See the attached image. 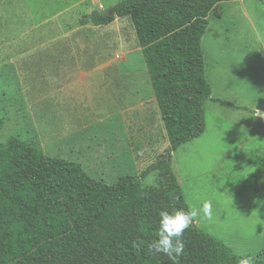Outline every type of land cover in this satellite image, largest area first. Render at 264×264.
I'll list each match as a JSON object with an SVG mask.
<instances>
[{
  "label": "rangeland",
  "instance_id": "rangeland-1",
  "mask_svg": "<svg viewBox=\"0 0 264 264\" xmlns=\"http://www.w3.org/2000/svg\"><path fill=\"white\" fill-rule=\"evenodd\" d=\"M123 1L0 0V144L17 137L41 150L45 147L44 153L77 160L92 177L108 184L124 175L139 176L159 157H167L170 147L162 125L156 123V104L149 101L154 93L130 18H117L105 27L82 24L85 16ZM203 48L212 98L231 106L206 103V134L172 153V168L195 225L254 264L251 257L264 253V199L255 195L253 179L264 164V120L250 109L264 106V0L216 6ZM60 51L80 52L84 72L111 67L114 81L107 83L98 72L84 83V92L67 91L56 103V92L41 90L40 81L45 72L50 80L59 77ZM233 69L244 72V82ZM126 106L128 130L117 119ZM86 125L92 126L88 130ZM79 128L85 129L86 138L74 141L72 132ZM111 135L115 139L110 142ZM117 150L124 155L116 154L115 161L111 157ZM160 182L153 171L143 186Z\"/></svg>",
  "mask_w": 264,
  "mask_h": 264
},
{
  "label": "trees",
  "instance_id": "trees-1",
  "mask_svg": "<svg viewBox=\"0 0 264 264\" xmlns=\"http://www.w3.org/2000/svg\"><path fill=\"white\" fill-rule=\"evenodd\" d=\"M234 1L124 0L82 19L105 27L130 18L170 150L108 184L17 137L0 144V264H250L195 225L171 163L206 132L203 38L214 8ZM153 171L162 182L144 187ZM253 179L264 199V164ZM251 260L264 264V253Z\"/></svg>",
  "mask_w": 264,
  "mask_h": 264
},
{
  "label": "crops",
  "instance_id": "crops-1",
  "mask_svg": "<svg viewBox=\"0 0 264 264\" xmlns=\"http://www.w3.org/2000/svg\"><path fill=\"white\" fill-rule=\"evenodd\" d=\"M62 39H64V37H62ZM203 50H204V48H203ZM45 55H47V52L45 53ZM57 55H58V59L60 60L59 61V63H60L59 65L60 66L57 67V69L59 68L58 69V76L59 77H56L54 80H50V78L48 77V72H45L44 74L46 76L44 78H42V79L40 78L41 79L40 82H42V85L40 86V89L41 90L55 91L56 94L53 96V100H56V103L58 101L61 102V100H59V98L61 97V94L63 93L62 94V97H65V95H67V94H65L67 91H74V90L76 91V90H78L79 92H84L86 90L85 89L86 88V84H84V83L87 80H89L90 77H92L93 75H96V73H98V72H100V73L102 72L103 73V76H104L103 78L107 80V83H110L111 84L114 81L113 80L114 73H112L113 69L111 67H104V68L93 67L94 70H92L91 72H95V73L84 72L83 69L81 68L82 67L81 66L82 63H81V61H79V59H81V54L78 51H69V52L60 51V52L57 53ZM204 56H205V52H204ZM66 58L68 59V63H64V60ZM205 59H206V57H205ZM45 61L48 62L49 59L47 58ZM44 66L47 67L48 65H44ZM73 69H75V72H73V73L71 72L70 73V71L73 70ZM241 72L244 73L242 70L241 71L240 70H235V69L232 70V74L239 77L238 78L239 79V82L240 81L241 82H244L245 79H242L241 78ZM67 75H69V76H67ZM249 75H251V74H249ZM255 76H256V69H254L253 72H252V77H253L254 80H256V77ZM220 80L221 81H227V80H225L223 78H220ZM89 82H90V80H89ZM27 89H30V87H28ZM34 89L35 88H32L31 90H34ZM233 89H234V87H233ZM212 90H213V88H212ZM212 96H213V93H212ZM149 98H150L149 101L155 102V104H156V108H157V122L156 123L157 124L160 123V125H162L161 127H163L162 129H163V131L165 133V137H166V145H167V147H169L168 139H167V136H166V132L164 130L163 122L161 120V116H160V113H159V109H158V106H157L155 97L152 96V97H149ZM89 99L91 100V98H89ZM42 100H43V98H42ZM145 100H147V99H143L142 100V104L141 105H143V103H144ZM212 102L214 104L220 105V107H230L231 106V104L228 103L227 101H222L220 99H214V98H212ZM89 106H91V108H92V104H89ZM78 107L79 106H77L76 108H78ZM91 108H89L88 110H90ZM250 110H251V112L254 113V115H255L256 118L259 117L260 119L264 120V106L263 105H255ZM127 111H128V106H126L125 108H123L121 110V115L117 119L120 118L119 119V120H121L120 121L121 122L120 125H122V127H124L125 129L128 130V127H129L128 118L123 117L125 115L124 112L127 114ZM231 114L233 115V113H231ZM93 115H94V113H92L91 116H88V117H93ZM233 118L236 119L235 117H233ZM117 119H115V121ZM221 119L223 120L222 117H221ZM102 120H104V119H101V122H102ZM109 120H114V119L112 117H110ZM206 122H207V119H206ZM115 124H117V122ZM91 126L86 125L85 126V129H88L89 130ZM149 128L152 130L153 133L155 132L154 133V137H156V131H153L154 130L153 123L150 124ZM85 129L79 128L78 129L79 130L78 132H76V133L75 132H72V135H75L74 136V141H75V139L78 140L79 138L81 139L82 137L83 138H86V135L84 134V130ZM207 129H208V124H207V128H206V132H207ZM206 132H205V134H206ZM112 136L113 135L110 136V139H111L110 142L113 139H115L114 136L113 137ZM65 137L66 136H63V137H60V138H62L64 140ZM260 138H264V136H260ZM111 145H114V144H111ZM157 146H158V144L156 145V147ZM111 147H113V146H111ZM44 148L45 147H43V149ZM43 149H42V151H43ZM45 154L48 155L47 153H45ZM116 154L122 156V155H124V151H122V150L114 151L113 152V155H112L113 157H111V159H113V160L116 161V159H115L116 158L115 157ZM122 160L125 161V159L124 158L122 159V157H121L120 158V161L122 163H120V164H121V166H125V164L123 163L124 161H122ZM74 161L77 162V163H80L77 160H74ZM80 164L83 166L82 163H80Z\"/></svg>",
  "mask_w": 264,
  "mask_h": 264
},
{
  "label": "water",
  "instance_id": "water-1",
  "mask_svg": "<svg viewBox=\"0 0 264 264\" xmlns=\"http://www.w3.org/2000/svg\"><path fill=\"white\" fill-rule=\"evenodd\" d=\"M115 11L114 10H112L111 12H110V15L112 16V15H115ZM89 18H91V17H89Z\"/></svg>",
  "mask_w": 264,
  "mask_h": 264
}]
</instances>
